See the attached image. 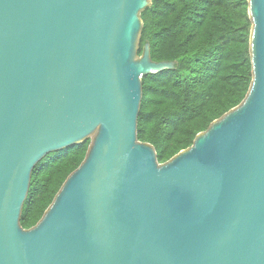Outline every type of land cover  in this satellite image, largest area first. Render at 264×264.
<instances>
[{
    "label": "water",
    "instance_id": "obj_1",
    "mask_svg": "<svg viewBox=\"0 0 264 264\" xmlns=\"http://www.w3.org/2000/svg\"><path fill=\"white\" fill-rule=\"evenodd\" d=\"M152 0H0V264H264V0L245 99L160 163L138 139ZM91 139L42 219L36 164Z\"/></svg>",
    "mask_w": 264,
    "mask_h": 264
},
{
    "label": "trees",
    "instance_id": "obj_2",
    "mask_svg": "<svg viewBox=\"0 0 264 264\" xmlns=\"http://www.w3.org/2000/svg\"><path fill=\"white\" fill-rule=\"evenodd\" d=\"M139 55L174 69L142 76L138 139L160 163L191 147L199 133L238 106L252 79L249 0H152L141 12ZM91 139L50 152L34 167L21 225L35 226L85 160Z\"/></svg>",
    "mask_w": 264,
    "mask_h": 264
}]
</instances>
